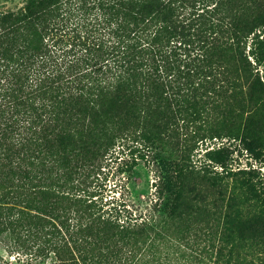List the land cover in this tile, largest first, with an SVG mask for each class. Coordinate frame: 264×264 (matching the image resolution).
<instances>
[{
    "label": "trees",
    "instance_id": "16d2710c",
    "mask_svg": "<svg viewBox=\"0 0 264 264\" xmlns=\"http://www.w3.org/2000/svg\"><path fill=\"white\" fill-rule=\"evenodd\" d=\"M5 1L0 242L53 252L59 264H264V249L237 251L251 245L232 236L242 235L246 219L224 202L231 171L216 172V208L224 203L227 210L216 253L201 237L152 234L155 205L142 218L120 217L87 193L89 178L116 146L144 138L125 125L222 119L241 125L230 138L247 149L264 147L250 126L264 131V82L246 55L233 69L220 52L242 54L249 33L264 27V0ZM263 215L259 210L254 221ZM188 249L201 253L190 257Z\"/></svg>",
    "mask_w": 264,
    "mask_h": 264
},
{
    "label": "rangeland",
    "instance_id": "374dc122",
    "mask_svg": "<svg viewBox=\"0 0 264 264\" xmlns=\"http://www.w3.org/2000/svg\"><path fill=\"white\" fill-rule=\"evenodd\" d=\"M20 2L7 0L4 6L14 7ZM241 51L240 55L236 48L220 52L233 69L246 55L252 70H258L264 82V27L249 33ZM125 126L137 132L141 129L145 135L138 141L127 140L116 146L89 178L88 196L101 204L102 210L120 217L131 214L142 218L155 205L152 208L156 214L147 225L154 230L152 234L162 229V236L175 241L182 236L191 241L201 237V243H212L216 253V241L221 236L220 226L228 203L243 211L246 219L240 227L242 235L234 234L233 238L236 241L243 236V243L251 245L250 249L246 246L237 251L258 253L264 249V215L254 221V215L259 210L264 211V147L258 148L256 144L247 149L240 140L228 136L241 125L216 119L209 125ZM250 126L255 135L260 134L261 140L257 143H264V131L257 132L261 125ZM216 132L222 135L211 137ZM222 170L231 171L233 175L226 179L224 194L228 199L216 208V172ZM160 173L163 183H159ZM245 180L250 181V186H244ZM174 203L178 209L171 213ZM187 252L191 253L190 257L201 253L199 249ZM0 264H59V261L53 252L26 253L9 242H0Z\"/></svg>",
    "mask_w": 264,
    "mask_h": 264
}]
</instances>
